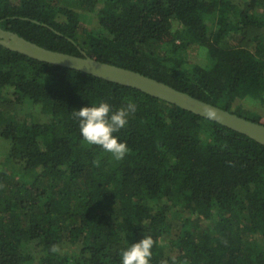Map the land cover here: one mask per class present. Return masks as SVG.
<instances>
[{"label":"trees","instance_id":"1","mask_svg":"<svg viewBox=\"0 0 264 264\" xmlns=\"http://www.w3.org/2000/svg\"><path fill=\"white\" fill-rule=\"evenodd\" d=\"M0 27L264 124L236 104L264 109V0H0ZM190 48L211 64L187 67ZM100 102L137 105L114 133L123 160L87 144L73 117ZM26 103L37 111L20 115ZM0 135V264H121L144 236L151 264H264V145L244 134L0 45Z\"/></svg>","mask_w":264,"mask_h":264},{"label":"water","instance_id":"2","mask_svg":"<svg viewBox=\"0 0 264 264\" xmlns=\"http://www.w3.org/2000/svg\"><path fill=\"white\" fill-rule=\"evenodd\" d=\"M0 45L38 61L75 69L107 81L133 87L206 119L215 121L264 145V124L199 99L138 71L92 58L83 50H80V55L52 50L2 27H0ZM205 105L216 109L218 115L215 118L205 116L202 111Z\"/></svg>","mask_w":264,"mask_h":264},{"label":"clouds","instance_id":"3","mask_svg":"<svg viewBox=\"0 0 264 264\" xmlns=\"http://www.w3.org/2000/svg\"><path fill=\"white\" fill-rule=\"evenodd\" d=\"M137 111V105L128 102L125 107L113 112L107 102L94 106H84L73 112V117L79 121V130L83 140L89 145L99 146L104 152L111 154L117 160H123L129 153L126 142H121L114 133L119 132L129 122L128 118ZM203 114L215 118L218 113L212 106L205 105ZM99 165V161L94 162ZM155 244L151 236H144L139 242L131 244L121 254V264H151L152 248ZM51 252L58 253V245H52ZM175 264V257H172ZM162 264H167L163 261Z\"/></svg>","mask_w":264,"mask_h":264},{"label":"rangeland","instance_id":"4","mask_svg":"<svg viewBox=\"0 0 264 264\" xmlns=\"http://www.w3.org/2000/svg\"><path fill=\"white\" fill-rule=\"evenodd\" d=\"M82 23L83 24H88L89 26L92 25L93 23V18L88 15V14H84L82 17ZM178 28H182V25L175 21L172 20V32L175 31V29ZM186 57L188 59V62L186 61V65L187 67L193 65V64H199L200 66H209L211 64L210 59L208 58V56H206L205 52L202 49H188L186 52ZM193 63V64H191ZM2 94H5L4 96L6 97L7 94L5 93V91L2 92ZM257 102H253V101H240V102H236V104H240V106L243 108V111H247V110H252V111H256L257 113L263 115L264 114V109L260 106V105H256ZM19 110L17 111L18 113H21L20 115L31 111V108L34 111H37V107L35 105L30 106L29 103H26L22 106H18ZM2 136L0 135V168L3 167V155H2V151H3V147H4V142L2 140ZM6 144V143H5ZM19 176H16V178H18Z\"/></svg>","mask_w":264,"mask_h":264}]
</instances>
